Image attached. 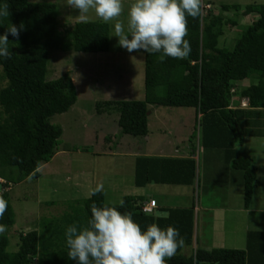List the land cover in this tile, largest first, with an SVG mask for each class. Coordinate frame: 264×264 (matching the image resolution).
<instances>
[{"label": "trees", "instance_id": "obj_1", "mask_svg": "<svg viewBox=\"0 0 264 264\" xmlns=\"http://www.w3.org/2000/svg\"><path fill=\"white\" fill-rule=\"evenodd\" d=\"M3 3L8 4L10 16L0 18V35L6 32L9 22L18 28L22 23L23 29L18 39L8 35L11 59L0 57L2 80L7 81L0 90V197L7 201V211L0 219V224L7 226V231L0 234V264H77L68 259L64 233L69 225L87 222L93 202L98 206L106 203L104 192L70 202L63 215L45 218L39 228L21 232L17 249L10 251L8 230L15 226L16 216L8 191L14 181V169L19 171L17 182L37 179L41 168L57 155L63 130L51 119L68 112L78 100L70 72L47 80L50 53L108 52L110 26L104 22H77L62 29L57 3L51 0H0ZM230 10L242 12L244 17L253 16L254 20L232 49L219 45L224 34L223 15L211 11L204 17L201 11L196 19L189 16L185 39L191 45L190 56L183 60L166 57L159 62L160 53H145L144 99L109 100L102 104L118 111L121 133L133 137L148 136L150 106L195 111L191 155L137 157V187L194 186L201 159L204 177L210 163L222 170L217 161L222 160L226 172L232 174L233 185L243 187L246 208L251 205L260 186L259 167L254 158L243 155L241 146L246 136L258 135L247 131V125L255 127L264 118V4L222 6V11ZM203 26L207 31L205 41ZM245 80H249L248 86H243ZM102 105L97 107L99 113L104 112ZM215 177L212 181L207 175L205 183L229 185L226 176L218 180ZM123 200L124 207L114 206L122 213L130 212L142 231L151 223L161 228L173 226L185 238V246L193 244L196 205L164 209L168 213L165 217L145 214L141 207L143 198L124 196ZM182 249L167 264H193V256L200 264H264V231H249L245 249L197 248L188 257L181 253Z\"/></svg>", "mask_w": 264, "mask_h": 264}, {"label": "rangeland", "instance_id": "obj_2", "mask_svg": "<svg viewBox=\"0 0 264 264\" xmlns=\"http://www.w3.org/2000/svg\"><path fill=\"white\" fill-rule=\"evenodd\" d=\"M51 1L57 3L62 29L82 22L78 18L79 10L67 6L66 0ZM123 2L125 15L121 19L125 20L126 24L127 9L132 0H123ZM255 4H264V0H202L204 17L211 11L215 15H223L224 34L220 38V47L232 49L245 28L254 21L253 16L244 17L242 12L222 11V6L239 5L245 7ZM231 21L235 25L230 23ZM86 22L103 21L90 12ZM108 24L110 26V50L108 52L53 51L50 53L47 80H55L70 72L78 93L76 104L68 112L55 115L51 119L53 124L63 130L58 146L59 151H64L65 154L69 153L70 156L62 153L55 156L41 168L40 176L37 179L26 178L22 182H17L19 171L14 169L15 172L12 173L14 181L11 184V190L8 191L16 216L15 226L8 230L11 240L10 251L17 249L21 232L26 229L39 228L41 220L45 218L63 215L67 212L70 202L87 200L98 184L103 185L105 201L111 205H118L124 196H139L147 191L148 194H153L162 203L167 200L169 204L178 205L181 202L180 198L170 191L177 189L191 191L192 198L195 199L196 203L199 194H207L206 190H209L210 185L204 183V178L207 175L212 181L215 176L217 179L226 176L225 162L217 160L223 169L218 171L215 163H210L209 167L206 168L207 173L204 177L205 166L203 159H201V162L198 163L197 180L194 186H170L168 193L162 192L164 186L161 184H149L146 188L136 186V151H140V155L145 152L159 154L162 149L167 151L169 143L171 144L173 141L183 143L182 141L185 140L184 145H191L190 140L193 141L192 133L196 116L193 108L150 106L149 134L147 137H133L121 133L118 125V111L109 109L102 104L109 100L144 99L145 53H130L125 48L120 47L118 37L114 35V22ZM206 34V27L203 26L202 37L204 41ZM2 74V67H0V90L7 84L5 79L2 80ZM249 83V80H245L243 86H248ZM100 104L103 106V113L98 112L97 107ZM1 112L0 106V119ZM249 130H252V135L258 132L257 136L264 137V118H261L255 127L248 124L247 131ZM194 142L197 147H200L198 139H195ZM252 144L251 152L255 146L257 147L252 154L257 159L252 158L255 161L263 162L264 140L261 142L260 138H253ZM132 150L133 152H131ZM162 154L165 155L166 153ZM262 175L263 173H261ZM263 187L256 188L252 203L254 207L259 206L264 209ZM238 188L244 193L240 184ZM235 198V195L230 198L231 202ZM174 199L175 201H173ZM190 203L193 204L192 201ZM238 203L239 205L243 204V198L239 197L232 205L236 206ZM160 215L163 216L164 214L160 213ZM198 221L197 219L196 227ZM231 236L228 240L231 244L228 247L233 249L237 246L241 249L242 241H239L236 236ZM240 243L241 245H238Z\"/></svg>", "mask_w": 264, "mask_h": 264}, {"label": "clouds", "instance_id": "obj_3", "mask_svg": "<svg viewBox=\"0 0 264 264\" xmlns=\"http://www.w3.org/2000/svg\"><path fill=\"white\" fill-rule=\"evenodd\" d=\"M66 5L79 10L82 22L87 21L90 12L106 24L114 22L120 47L130 53H160L159 62L166 57L183 60L190 56L191 45L185 39L187 18L196 19L202 11V0H132L125 24L121 19L125 15L123 0H66ZM9 16L8 4H0V18ZM22 29V23L19 28L8 23L6 32L0 35V57L11 59L8 35L18 39ZM102 191L103 185L98 184L92 194ZM119 205L124 207L123 199ZM6 211L7 201L0 197V219ZM90 213L85 224L69 225L64 233L68 259L77 264H167L185 246V238L177 228L151 223L142 231L130 212L122 213L114 205L98 206L93 202ZM6 230L7 226L0 224V234ZM192 260L200 264L195 256Z\"/></svg>", "mask_w": 264, "mask_h": 264}, {"label": "crops", "instance_id": "obj_4", "mask_svg": "<svg viewBox=\"0 0 264 264\" xmlns=\"http://www.w3.org/2000/svg\"><path fill=\"white\" fill-rule=\"evenodd\" d=\"M253 138H260L261 142L264 140V137L261 138L259 136H246L244 144L241 147L243 155H248L247 157H255L252 156V154L255 148L257 147L255 146L254 150L251 152V150L253 149ZM182 142L183 143H178L176 141H173V143H169L167 151L162 149L159 151V154L145 152L143 153V155H140L141 152L136 151L135 156L136 158L139 156L189 157L191 155L192 149L190 145H184L185 140ZM131 152H133V150ZM61 153L68 157L70 156L69 153L65 154L64 151H59L57 155ZM162 153L166 154L164 155ZM256 164L259 167V185L262 188L264 186V161L261 162L259 160H256ZM261 173H263L262 176ZM231 175V173L226 172V177L224 178L228 180L229 185L219 183L210 185L209 190H206L207 194H199L196 203L195 199L192 198L191 191H180L178 189L175 191L168 190V187H173V185H162L164 186V190L162 189V192L168 193V191H170L171 193L175 194V196L179 197L181 202L178 203V205L171 203L169 204L167 203V200L162 203L153 194H148V191L142 195L134 197L143 198V201L155 199L157 201V208L154 214L162 216L160 215V213H163V216L165 217L168 216V213L163 211L164 209L167 210L170 208H186L191 207L193 204L196 205L195 210L197 214V219L199 221L197 227L195 226L194 229L193 244L190 246H184L181 251L184 256H190L197 248H202L208 251L214 248L231 249V247H228L231 244L228 241L230 240L231 235L236 236L239 241H242L243 244L241 245L240 243L238 245H241V249H245L247 244V234L249 231H264V209L259 206L254 207V204L252 202L251 205L246 208L244 201V193L241 189L239 190L238 183H236V186L233 185ZM147 186L148 185H146L145 187L138 188H146ZM234 189L235 192H233ZM234 195L236 196V198L231 202L230 198L234 197ZM239 197L241 199L243 198V204L239 205L238 203V205L233 206L232 204L237 201ZM173 201H175V199ZM191 201L193 202V204L190 203ZM239 248L240 247L237 248L236 246L233 249L237 250Z\"/></svg>", "mask_w": 264, "mask_h": 264}, {"label": "built area", "instance_id": "obj_5", "mask_svg": "<svg viewBox=\"0 0 264 264\" xmlns=\"http://www.w3.org/2000/svg\"><path fill=\"white\" fill-rule=\"evenodd\" d=\"M142 211L146 214H152L157 208V201L155 199L143 202Z\"/></svg>", "mask_w": 264, "mask_h": 264}]
</instances>
